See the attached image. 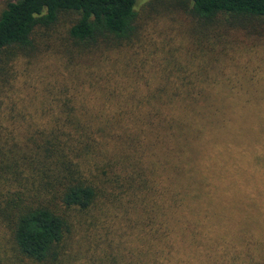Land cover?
I'll return each mask as SVG.
<instances>
[{
  "label": "trees",
  "instance_id": "1",
  "mask_svg": "<svg viewBox=\"0 0 264 264\" xmlns=\"http://www.w3.org/2000/svg\"><path fill=\"white\" fill-rule=\"evenodd\" d=\"M187 1L203 22L264 21V0ZM67 14L69 37L97 46L130 37L137 0L8 2L0 13V61L8 48L30 47L36 28ZM73 76H58L62 94L32 107L0 101V264L54 259L67 234L99 218L166 216L191 191L202 193L193 187L200 178L261 158L254 150L264 134L256 144L250 136L264 131L263 107L254 113L251 103L204 100L206 88L195 84L208 72L199 61L188 83L156 85V102L130 104L123 95L91 107L74 96L61 100L77 90L69 84ZM5 79L0 68V84Z\"/></svg>",
  "mask_w": 264,
  "mask_h": 264
},
{
  "label": "rangeland",
  "instance_id": "2",
  "mask_svg": "<svg viewBox=\"0 0 264 264\" xmlns=\"http://www.w3.org/2000/svg\"><path fill=\"white\" fill-rule=\"evenodd\" d=\"M12 1L0 0V13ZM190 9L187 0H137L130 37L99 40L97 46L72 40L73 18L62 15L54 25L36 28L30 47L4 52L0 68L7 81L0 84V101L8 104L10 97L20 108L45 96L50 100L49 95L62 94L56 78L72 72L78 79L69 84L77 90L61 100L74 96V103L91 107L123 95L130 104L156 102V85L188 83L191 66L199 61L208 72L195 84L206 88L204 100L247 102L259 113L264 109V21L203 22ZM107 86L112 87L104 96ZM180 99L185 98L175 95ZM263 134H252L253 144ZM254 151L261 158L251 165L217 170L193 183L202 193L191 191L166 216L149 211L99 218L94 226L67 234L54 259L18 264H264V139Z\"/></svg>",
  "mask_w": 264,
  "mask_h": 264
}]
</instances>
